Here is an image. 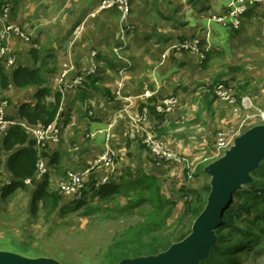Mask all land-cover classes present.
Instances as JSON below:
<instances>
[{"label": "rangeland", "instance_id": "1", "mask_svg": "<svg viewBox=\"0 0 264 264\" xmlns=\"http://www.w3.org/2000/svg\"><path fill=\"white\" fill-rule=\"evenodd\" d=\"M104 1L0 0V29L13 27L19 31L18 34L11 32L6 42L0 41V45L5 44L9 48V53L7 52L8 54L6 53L7 55L0 61V68H4L10 75H12L11 71L21 67L41 69L44 76L48 75V71L54 75L61 72L60 78L67 71L69 73L65 77L64 85H61V89L65 91L77 74L82 75L85 83L87 81L89 85L87 76L94 75L93 72L99 75L101 70L113 69L112 78L116 79L115 75H118L116 69L129 66L133 56H138L140 52V56L151 59L154 68L162 69L163 74L169 77L165 83L166 89L160 93L162 95L159 98L164 100L174 98L175 103L171 108L173 111L169 114L165 113L163 120L158 121L165 122L167 127L161 129L167 132L170 141L177 137L183 140L184 150H171L180 157L187 158L189 163L160 162L145 151L144 160L147 168L141 169L133 176H128L129 179L122 182L131 187L129 189L131 192L127 193V196H117L106 201H101L100 198L91 199L90 207L62 217L51 207L47 210L41 209L36 217H32L31 189L13 191L2 198L3 187L11 181L7 171L8 155L2 152L0 155V252L55 264H110L109 247L116 240L131 241L140 228L154 217L155 210H151L149 204L144 205L145 207H131L133 199L144 190V183L132 182L140 180L143 175L157 178L162 193L167 198L176 200L177 206L168 220L170 227L167 231H174L176 228L174 226L177 224L178 228L184 226L177 234V238L183 239V242L192 233L198 217L192 219L190 215H184L185 201L179 193L181 186L186 184L195 189H203L205 185L211 187L214 178L207 174L206 168L221 161L225 151L234 146L236 139L256 127H264V39L260 35L262 30L255 27L242 31L245 23L241 16L237 30L240 36L227 60L202 61L200 56L198 59L193 58L187 50H178L163 64L162 52L158 51L168 44L179 45L180 43L177 42L180 40L175 38L172 41V38L164 37L174 33L167 27L162 29L166 25H163L164 19L161 18V13L172 16V12L168 14L170 10H175V7L182 4H189L190 0H129L127 16L117 9L97 13L98 6ZM256 7L257 5H253L249 9L253 10ZM95 12L96 16L90 17L91 13L93 15ZM149 37L151 38L148 40L151 42L140 46L141 41ZM192 40L200 41L202 52L201 38L194 36L186 39L188 42ZM151 53L158 55L159 58L155 60ZM12 57L15 61L10 66L8 62ZM43 59L39 68L40 65L36 62ZM233 67L239 70L232 72L230 68ZM84 68L89 69L88 73L82 72ZM219 79L227 85L216 83ZM241 84H248L241 95L242 99L246 98L244 103L242 99H238V94H241ZM220 85L231 93L236 99L235 103L230 104L217 99L212 101L213 105H209L211 98H207V95L211 94L210 88L215 91ZM19 90L21 88L13 83L8 91H2L0 88V110L6 113L5 120H14L8 117V113L13 115L15 108L28 100L30 91L23 93ZM114 101L116 105L120 103L119 99L115 98ZM93 109L95 117L99 109L95 108L96 112ZM35 127L45 126L39 124ZM28 135L35 140L31 133ZM143 139L142 136L136 137L142 145H144ZM72 142L66 147L73 148L78 145L76 140ZM63 143L62 134L56 147L64 145ZM112 147L111 144L110 148ZM52 149L53 147L45 151L50 154ZM42 159L47 160L44 157ZM109 159L112 161L114 159L111 153ZM263 163L264 159L260 166ZM90 166L89 164L79 170L71 167L65 174L61 169L57 173L52 168L51 189L59 191L61 186L71 185L69 174L86 171ZM109 168L111 167H107L106 164L101 165L93 175L98 174L101 183L105 178L107 182L111 181ZM202 168L204 175L193 182L187 180L190 171L195 173ZM115 169L114 165L110 173L113 174ZM92 172L94 171L87 174L89 177L84 176V186L91 183ZM253 179L254 172L251 174V182ZM145 182L147 184L151 180ZM247 184L242 185V188ZM61 195L63 201L67 202L66 205H73L78 198L73 194ZM189 224L192 225L190 228ZM179 240L175 241V244L181 243ZM142 252L143 250L140 251ZM135 254L121 259L116 264H120L122 260L141 261L158 256ZM241 257L246 259L245 264H264V245L261 253L256 255L243 253Z\"/></svg>", "mask_w": 264, "mask_h": 264}, {"label": "crops", "instance_id": "2", "mask_svg": "<svg viewBox=\"0 0 264 264\" xmlns=\"http://www.w3.org/2000/svg\"><path fill=\"white\" fill-rule=\"evenodd\" d=\"M190 1L189 4H182L177 6L179 8L175 7V10H170L168 14L172 12V16H166L161 13V18L164 19V21H162L164 22L163 25H166L162 27V29L167 27L168 30H172L174 33L164 37H167V39L172 38V41L178 38L180 41L177 43H181L182 39L199 36L202 42L201 45L203 46L201 52L203 55V57H201L202 61L214 62L219 59L227 60L229 55L232 54L236 41L240 36V32H237L239 28H233L230 25L226 26L217 22L216 19L218 16L227 15L229 13L232 0H220V2L219 0ZM198 4H200V6H198ZM255 5H257L255 9L249 10L242 16L244 18L243 23H245L242 31L257 27L263 31L260 35L262 39H264V0H260V2ZM92 16L91 13L90 17ZM150 38L151 37L144 38L140 46L147 45L151 42L148 40ZM177 45L178 44H168L158 51L162 52L161 59L163 60H161V62L163 64L171 58L174 52L178 51L174 48ZM139 53L140 52H138V56H133L129 66L116 69L118 74L115 75L116 79L112 78L113 69L101 70L99 75L93 72L94 75H91L92 80H99L98 86L107 90L110 93V97L96 89H91V91L87 93L86 98L83 99L82 90L69 88L63 91L61 89L59 76L61 72L56 75H54V73H47L48 75L45 76L47 80L45 87L31 86L19 90L23 93H29L30 91L28 100L20 106H17L13 115L8 113V117L14 120H20L19 109L23 104L35 106L41 99L47 100L48 102H55L56 95L60 94V107L52 123L62 127L64 142V145H59L53 150L57 156V168L61 169L63 174L71 167L79 170L84 169V167L86 168L89 164L91 166L87 168L86 171L92 170L93 168L97 170L99 166L105 165V163L97 164L98 160L101 159L105 153L109 155L111 153L114 159L113 161L110 160L111 165H107V167L114 168L115 165L116 169L113 174H111V168H109L108 173L111 175L113 181L122 183L129 179L128 176H133L146 167L144 160L146 150L142 148V144L132 135L136 130L135 123L138 122L139 125L144 124L147 129L152 132H155L156 128L160 129L166 125L165 122L160 123L150 113L147 106L151 105V107H154L156 113L166 116L161 110L165 100L164 98L160 99L159 96L162 95L160 93L165 91V83L169 77L163 74L161 71L162 69L154 68L151 59L147 57L143 58ZM191 56L193 58H199L193 54H191ZM152 57L156 58L155 60L159 58V56L155 54H152ZM43 61L44 59L36 62V64L40 65L39 68ZM14 71L15 69L10 73L13 74ZM83 71L88 73L89 69L84 68L82 72ZM7 74L12 78V75L8 72ZM148 92L150 96L146 95ZM115 98L119 99L120 103L118 105H116L114 101ZM92 108H94V112H96L95 108L100 110H98V114H96L97 116L95 117ZM171 111L173 110L171 109L168 114ZM78 113L81 114L79 115ZM107 132L111 133L109 147H106ZM167 136L168 134L165 132L160 138L171 147L170 149H175L177 151L184 150L185 146L183 145L182 139L177 137L175 140L170 141ZM75 140L77 141V146L73 148L66 147ZM111 144L113 146L112 148H110ZM4 154L8 155L9 160L10 153ZM8 160L7 171L11 181L6 185L13 181L12 175L8 170ZM94 173H96V171H94ZM86 177H89V175ZM96 178L99 182L98 174ZM40 181L41 179L39 178L38 182ZM28 182L29 181H27L26 184L32 191L34 187ZM63 204L66 205L67 202L64 200Z\"/></svg>", "mask_w": 264, "mask_h": 264}, {"label": "trees", "instance_id": "3", "mask_svg": "<svg viewBox=\"0 0 264 264\" xmlns=\"http://www.w3.org/2000/svg\"><path fill=\"white\" fill-rule=\"evenodd\" d=\"M249 10L248 8L246 13ZM183 42H186V39H182L181 43ZM230 70L236 72L239 69L233 67ZM47 73L52 72L48 71ZM86 78L90 81V84L88 85L86 81L83 87L79 89L82 90L83 99L86 98L87 93L91 89H96L110 97V93L107 90L98 86L99 80H92L91 76H87ZM12 83L18 88L25 89L31 86L45 87L47 80L41 69L17 68L13 72L12 78H10L7 72L3 68H0L1 90L8 91ZM216 83L227 85L226 82H222L220 79ZM247 87L248 84L240 85L241 94H238L239 100L243 98L241 95H243ZM210 89L211 94L207 95V98H211L209 101V105L211 106L214 103L212 101H216L218 98L213 88ZM60 102L61 95L57 94L55 102L41 99L35 106L23 104L19 109L20 121H26L30 126L42 124L47 127L55 120ZM147 109L157 120L162 121L165 117V115L156 113L154 107H151V105H148ZM57 126L60 127V125ZM154 133L160 137L164 135L165 131L161 128H156ZM139 142L142 143L141 141ZM47 148L49 149V147ZM47 148L43 152H40L36 141L21 126L11 127L7 130L5 138L0 143V155L2 152L10 153L8 170L13 178L10 184L3 187L2 198L10 195L13 191L28 190L26 182L29 181L34 187L31 201L32 217H36L41 209L47 210L49 207L62 217L82 208L90 207L91 199L100 198L101 201H106L114 199L117 196H127V193L131 192L129 185L121 182L117 183L113 180L98 185L99 182L96 176L93 175L94 172H92L90 176L91 183L84 186L82 197L74 201L73 205L63 204L62 192L60 194L61 190L53 191L50 183L51 169L54 168L59 172V168H57V156L53 151L55 147H53L50 154L46 153L45 150ZM142 148L146 150L145 145H142ZM42 157L47 159L48 168L40 176L38 162ZM91 171L96 170L92 169ZM202 175H204L203 168L192 173L191 178L187 174V180L193 182ZM39 178L41 179L40 182H38ZM146 180H151V182L146 184ZM132 183H144V190L140 191V194L133 199L131 207H142L149 204L148 207H151V210H155L154 217L140 228L131 241L116 240L109 247L108 258L110 264H116L121 259L135 256V253H139V255L148 254L150 256L165 253L175 244V241L179 240L177 234L184 228V226L178 228L177 224L174 226L176 227L174 231H167L168 227H170L168 220L172 217L177 202L176 200L167 198L162 193L157 178L143 175L140 180H134ZM179 193L185 201L184 215H190L192 219H196L207 205L211 187L205 185L203 189H195L192 186L189 187L183 184L179 189ZM191 226L189 224V228ZM216 235V244L199 264H245L247 262L246 259L241 257L243 253L249 255L261 253L262 246L264 245V163L255 170L252 182L239 191L234 192L233 199L225 212L221 226L216 231ZM182 240L180 239L179 242ZM141 250H143L142 253H140Z\"/></svg>", "mask_w": 264, "mask_h": 264}, {"label": "water", "instance_id": "4", "mask_svg": "<svg viewBox=\"0 0 264 264\" xmlns=\"http://www.w3.org/2000/svg\"><path fill=\"white\" fill-rule=\"evenodd\" d=\"M225 151L221 161L206 168L214 178L207 206L194 223L192 233L165 253L141 261H121L120 264H199L216 244V231L221 226L233 194L251 182V174L264 159V127H256ZM0 264H55L33 261L0 252Z\"/></svg>", "mask_w": 264, "mask_h": 264}, {"label": "built area", "instance_id": "5", "mask_svg": "<svg viewBox=\"0 0 264 264\" xmlns=\"http://www.w3.org/2000/svg\"><path fill=\"white\" fill-rule=\"evenodd\" d=\"M260 2V0H232L230 3V11L227 15L222 18L216 19L217 22L230 25L234 28H238L240 24V17L244 14L250 6H253ZM111 9H117L122 14L124 13L126 16L129 12V0H105L100 6H98L96 12L102 13L103 11H108ZM93 14V16L96 15ZM13 32L18 34L19 31L13 27H8L4 29H0V41H7L10 33ZM176 50H187L193 55H197L203 57L200 51V41L199 40H192L180 43L179 45L175 46ZM9 48L7 45L3 44L0 45V61L9 53ZM8 52V53H7ZM7 53V54H6ZM15 61V58H9V65L11 66ZM69 72L65 71L62 77L60 78V86L64 85V80L66 75ZM82 75L77 74L74 76L73 80L68 84L69 88H74L79 90L83 87L85 83V79L81 77ZM215 94L219 100L228 102L233 104L236 102V99L231 95L229 91H227L224 86L220 85L216 88ZM146 95L150 96V93H146ZM174 98L171 100H165L163 104V108L161 110L164 113H167L171 110L172 106L174 105L175 101ZM243 103L246 101V98L242 99ZM6 113H2L0 110V143L5 138L7 130H9L13 126H21L23 127L28 133H31L36 141V144L40 150L43 152L45 148L49 147H56L61 139L62 136V127H58L56 124H51L47 127H35L28 125L25 121L20 120H5ZM136 124V130L133 132L134 137H143V144L146 147L147 153L152 156L155 160L163 162H180L182 164H188L189 160L185 157H180L178 153L172 151L168 145L158 137L154 132L147 129L146 126ZM111 141V133L107 132L106 134V147H109ZM48 149V148H47ZM109 159V154L105 153L101 159L98 160L97 164L105 163L106 165H111ZM95 167V166H94ZM94 169V168H93ZM114 169V168H112ZM47 170V161L41 159L38 162V171L40 176L43 175ZM90 171H82L79 173H72L69 174L71 178V185L69 186H61L60 190L62 194H73V196H77V200L82 197V190L84 188V176L88 174ZM190 178L192 177V172L190 171ZM107 182V178L104 179L102 182L105 184ZM29 183V182H28ZM99 183L98 185L102 184Z\"/></svg>", "mask_w": 264, "mask_h": 264}]
</instances>
